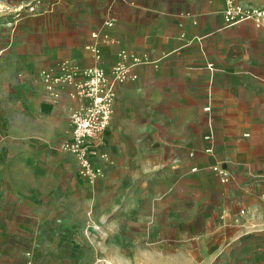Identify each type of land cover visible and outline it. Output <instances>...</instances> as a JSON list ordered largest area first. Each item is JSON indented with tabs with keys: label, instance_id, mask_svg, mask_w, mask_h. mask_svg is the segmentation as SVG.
Returning a JSON list of instances; mask_svg holds the SVG:
<instances>
[{
	"label": "crops",
	"instance_id": "1",
	"mask_svg": "<svg viewBox=\"0 0 264 264\" xmlns=\"http://www.w3.org/2000/svg\"><path fill=\"white\" fill-rule=\"evenodd\" d=\"M239 2L248 9L264 7V0ZM69 5L73 33L58 46L47 43L44 76L37 84L31 74L27 83L30 134L50 143L67 128L75 105L68 78L92 66L111 72L118 64L135 76L118 84L114 114L94 158L104 170L94 191L104 196L88 206L76 204L93 210L108 249L122 248L113 241L134 239V232L123 228L126 223L141 227L138 254L153 258L146 264H241L242 251L233 244L252 231L256 218L236 213L237 205L256 212L258 189L237 184L258 167L240 173L232 189L211 166L220 161L231 171L233 159H252L253 145L263 142L258 132L264 130V27L253 20L229 26L226 0H71ZM210 129L212 142L206 138ZM210 145L213 152H206ZM210 198L214 214L202 217ZM63 220L69 234L62 238L57 264H70L65 258L82 251L70 232L83 231L85 213L70 210ZM12 253L0 248V264ZM27 254L26 264H42Z\"/></svg>",
	"mask_w": 264,
	"mask_h": 264
},
{
	"label": "rangeland",
	"instance_id": "2",
	"mask_svg": "<svg viewBox=\"0 0 264 264\" xmlns=\"http://www.w3.org/2000/svg\"><path fill=\"white\" fill-rule=\"evenodd\" d=\"M69 4L71 0H0V248L10 249L15 256L6 257L5 264H26L28 252L33 254L32 261L57 264L62 261L58 254L62 238L69 234L63 218L67 211L75 210L84 211L85 224L83 231L70 232L82 250L79 257L65 258L70 264H146L153 258L138 254L136 239L141 227L126 223L123 228L133 231L130 236L134 239L113 241L118 247L122 243V248L108 249L110 242L100 235L102 225L92 220L93 210L76 204L88 206L98 195L104 196L94 191L104 170L99 168L94 185L79 175L78 161L66 146L72 142L68 122L71 110L67 128L53 142L32 136L28 128L27 83L31 74L37 84L44 76L41 56L47 43L58 46L73 33L75 19ZM258 133L263 142L253 145L252 159H233L232 176L225 184L232 188L240 173L258 167L256 173L250 172V178L245 176L237 184L238 188L251 184L258 189L252 202L258 207L256 212L250 213L248 204L237 205L236 213L256 218L250 224L252 231L233 244L242 251L241 264H264V130ZM93 161L97 167V159ZM208 202L202 217L214 214L215 198Z\"/></svg>",
	"mask_w": 264,
	"mask_h": 264
},
{
	"label": "built area",
	"instance_id": "3",
	"mask_svg": "<svg viewBox=\"0 0 264 264\" xmlns=\"http://www.w3.org/2000/svg\"><path fill=\"white\" fill-rule=\"evenodd\" d=\"M224 16L229 26L253 20L264 27V7L248 9L239 0H226ZM130 76L135 77L131 69L118 64L111 72L100 66H92L83 74L68 78V82L74 87L70 96L75 105L69 117L72 142H68L66 146L78 161L79 175L89 184L94 185L99 176L100 169L95 167L93 160L101 153L103 136L114 114L117 86ZM53 81L51 75L46 77L48 87H52ZM205 110L210 111L211 106H206ZM206 138L213 141V129H210ZM205 151L213 152V146H208ZM211 169L222 183L230 181L232 174L224 162H216Z\"/></svg>",
	"mask_w": 264,
	"mask_h": 264
}]
</instances>
